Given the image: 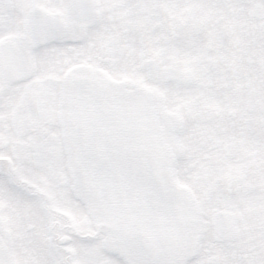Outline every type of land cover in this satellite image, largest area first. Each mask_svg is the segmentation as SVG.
Segmentation results:
<instances>
[{
	"label": "snow or ice",
	"instance_id": "snow-or-ice-1",
	"mask_svg": "<svg viewBox=\"0 0 264 264\" xmlns=\"http://www.w3.org/2000/svg\"><path fill=\"white\" fill-rule=\"evenodd\" d=\"M0 264H264V0H0Z\"/></svg>",
	"mask_w": 264,
	"mask_h": 264
}]
</instances>
